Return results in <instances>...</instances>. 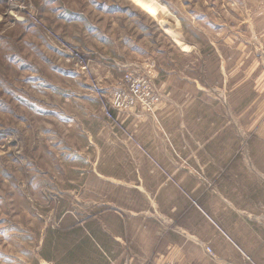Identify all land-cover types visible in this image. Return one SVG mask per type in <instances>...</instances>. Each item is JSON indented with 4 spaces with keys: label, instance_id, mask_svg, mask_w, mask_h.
I'll return each instance as SVG.
<instances>
[{
    "label": "rangeland",
    "instance_id": "obj_1",
    "mask_svg": "<svg viewBox=\"0 0 264 264\" xmlns=\"http://www.w3.org/2000/svg\"><path fill=\"white\" fill-rule=\"evenodd\" d=\"M143 235L264 264V0H0V264Z\"/></svg>",
    "mask_w": 264,
    "mask_h": 264
},
{
    "label": "crops",
    "instance_id": "obj_2",
    "mask_svg": "<svg viewBox=\"0 0 264 264\" xmlns=\"http://www.w3.org/2000/svg\"><path fill=\"white\" fill-rule=\"evenodd\" d=\"M115 241L118 242L117 239H115ZM119 244L122 245V242L119 243ZM97 248L99 249L102 257L104 258V260L105 259H109V257L110 258L113 257L112 255H110V253L108 252L109 250H107L106 247L101 246V245H97ZM136 251H138L140 255L136 253L137 255H135V264H143V263L146 262V259L150 257L151 247H148V243H146V238H145L144 235L143 236H139V240H138V243H137ZM171 258H172L171 255L161 254L160 253L157 256L156 263H159V262H161L163 260H167V259H171ZM127 260L125 262L123 261L124 262L123 263L121 261V259H117V260L114 261V264L115 263L116 264H131L130 263L131 259H129V263H128Z\"/></svg>",
    "mask_w": 264,
    "mask_h": 264
},
{
    "label": "trees",
    "instance_id": "obj_3",
    "mask_svg": "<svg viewBox=\"0 0 264 264\" xmlns=\"http://www.w3.org/2000/svg\"><path fill=\"white\" fill-rule=\"evenodd\" d=\"M72 225L74 226L75 224H73V223H71L69 226H68V229H72V228H74V227H72ZM72 227V228H71ZM82 230L80 229V228H75V229H72V233H71V235H76L77 233H79V232H81ZM50 231H48V233H49ZM52 233H53V235L54 234H57L58 236H56V238L57 237H59V233H57L58 232V230L57 231H51ZM89 237H90V234H89ZM91 238H93V237H91ZM93 240V242L94 243H96V241L94 240V238L92 239ZM45 242H46V240H44ZM43 258H45L46 260H47V257H43Z\"/></svg>",
    "mask_w": 264,
    "mask_h": 264
},
{
    "label": "built area",
    "instance_id": "obj_4",
    "mask_svg": "<svg viewBox=\"0 0 264 264\" xmlns=\"http://www.w3.org/2000/svg\"><path fill=\"white\" fill-rule=\"evenodd\" d=\"M157 264H180V263H178L177 261H174L172 259H167V260H163Z\"/></svg>",
    "mask_w": 264,
    "mask_h": 264
}]
</instances>
